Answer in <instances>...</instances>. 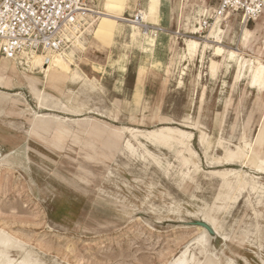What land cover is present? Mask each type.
Segmentation results:
<instances>
[{
	"label": "bare ground",
	"instance_id": "6f19581e",
	"mask_svg": "<svg viewBox=\"0 0 264 264\" xmlns=\"http://www.w3.org/2000/svg\"><path fill=\"white\" fill-rule=\"evenodd\" d=\"M138 1L141 13L139 24L123 19V14L134 16L137 12L132 9L127 11V0H104L101 9L88 6L76 26L67 25L61 29L60 37L66 46L51 55L47 63L38 54L0 58V99L4 94L9 95L7 103L0 105V112L6 115L20 112L21 117L31 124L28 134L56 151H65L69 141L78 146V159L74 160L78 169L76 177L87 185L92 186L96 180L89 166H107L111 162L108 154H111L112 162L123 152L127 159L137 163L147 155L163 172L167 166L171 184L195 202L201 200L195 193L205 188L197 183L201 166L196 153L188 145L191 136L187 130L173 127V118L170 117L161 118V125L155 126L153 131L141 133L125 124L116 126L90 116L94 113L112 119L117 117L113 116L116 110L92 106L88 96L103 92L96 74L108 73L107 69L92 63V75L89 76L81 66L87 58V46L92 45L94 39L111 38L112 48L117 44L116 37L121 36L126 39L121 44L124 49H139L152 59L151 68L162 72L164 84L160 93L168 88L174 77L178 87L189 89L184 84V77L186 69L191 67L197 69V73L190 78V88L200 86V69L204 68L211 84L222 79L225 82L231 80L232 94L239 95V100L234 102L232 99V103L234 106L240 104V116L229 129H225L229 133L227 139L214 140L213 136L199 128L201 142L209 149L207 160H210L214 147L225 150L218 160L215 159L220 161L222 169L214 172L223 182L208 190L215 191L213 202L204 201L203 206L192 215L200 226L197 228L198 236L169 264H239L237 259L242 258L241 250H245L247 244L251 245L252 238L258 243L254 255L260 264H264V17L256 19L252 28L243 25L238 29V22L230 16H215V8L209 0H181L177 11L178 30L171 33L155 27L162 20V10L168 12L172 21L168 0ZM206 20L213 22L208 29L203 27ZM163 35L170 37L165 63L155 59V50ZM180 39L184 49L179 45ZM221 50L222 59L218 61L213 56L220 55ZM108 58L109 65L106 66L114 73L120 68L121 57L113 58L110 51ZM126 61L129 63V57ZM180 66L183 68L180 69ZM144 75L139 67L138 82H143ZM22 90L32 93L39 102V109L47 113L39 115L28 104L23 109L18 108L16 98L10 92ZM138 96L136 101L140 100L141 96ZM125 111L122 110L123 113ZM74 115L77 117H69ZM150 121L156 124L154 116L150 117ZM195 122L196 118L188 116L184 117L183 125L193 130ZM214 124L217 131V119ZM254 127L259 128L256 136L253 135ZM88 143L92 144L90 149L87 148ZM168 155L171 159L167 158ZM25 157L30 161L28 156ZM3 160L8 165L13 164L7 161V157ZM13 165L26 169L23 161ZM176 170L180 176L178 181L170 176ZM248 171H253V175ZM111 174L114 179V173ZM103 179L106 181L105 175ZM159 185L162 187L163 183ZM100 194L116 201L117 209L124 208L123 216H132L135 209L124 206L125 199L103 190ZM159 194L166 196L160 190ZM152 195L153 192L148 193L142 205H150ZM242 205L245 210L243 217L236 220L235 214ZM172 206L170 213L182 212L176 202ZM209 227L230 244H226L230 256L213 250ZM237 229L239 234L235 232ZM230 231H233L232 236L228 233ZM0 264L47 263L32 246H27V243L0 227ZM245 264L251 263L245 259Z\"/></svg>",
	"mask_w": 264,
	"mask_h": 264
},
{
	"label": "rangeland",
	"instance_id": "374dc122",
	"mask_svg": "<svg viewBox=\"0 0 264 264\" xmlns=\"http://www.w3.org/2000/svg\"><path fill=\"white\" fill-rule=\"evenodd\" d=\"M103 1L89 0V6L94 5L101 9ZM131 2L129 5L139 3L138 0ZM178 4L179 0H169V7L174 9L175 19ZM263 17L264 14L258 19ZM231 19L238 22V29L243 25L252 28L255 24V21L243 23L238 16ZM162 27L169 29L164 24ZM170 30L175 29L171 27ZM162 37L165 39L160 40L157 45L155 59H161L165 63L170 37ZM116 41V46L112 48L111 45L98 48L97 43L100 41L94 39L93 46H87V58L81 67L89 76L92 75V63L108 71L96 74L103 86V92L88 95L92 106L100 109L112 108L116 98L127 99L132 102V110L124 107L125 117L120 119L94 113L90 116L116 126L125 124L126 127L135 128L141 133L153 131L155 126H160L163 117L173 118V127L185 128L191 136L188 145L196 153L201 166L197 183L205 189L195 193L201 200L192 201L171 184L168 167L166 166L163 172L145 152L143 153L146 157L139 163L127 159L122 152L113 162L111 154H108L111 162H108L107 166L88 165L96 180L92 186L87 185L76 177L78 169L74 160L78 159V146L69 141L65 151H56L28 134L31 124L21 117L20 112L7 115L0 112V227L41 253L47 264H169L198 236L197 228L200 226L192 215L203 206L204 201L209 204L213 202L215 191L208 190L220 186L223 182L214 172L221 171L220 161L217 160L225 150L214 147L210 160H207L209 149L201 142L199 128L213 136L214 140L227 139L229 133L225 129H229L240 116V104L234 106L232 103V99L234 102L239 100L238 93L232 94V81L225 82L222 79L211 84L204 68L200 69V86L190 89V78L193 73H197V69L191 67L186 69L187 74L184 77V84L189 89L178 87L174 77L168 88L162 91L165 95L161 99L162 72H153L152 59L146 58L139 49H124L121 44L126 39L123 37H116ZM179 45L182 49L185 48L181 39ZM237 45L236 43L235 46ZM95 50L103 54L96 53ZM110 51L113 58H118L119 55L121 57V67L114 73L107 67ZM126 54L129 57L128 69L122 65V62L127 60ZM213 57L221 60L222 50L220 55ZM139 67L140 72L144 71L145 75L143 82L136 85ZM182 68L180 66V69ZM147 80L149 85L144 93L143 87ZM10 93L15 96L18 108L23 109L28 104L39 115L47 113L39 109L38 100L29 91ZM137 94L138 97L141 96L143 105H149L145 122L138 119L141 110L139 101L135 100ZM8 96L4 94L0 105L7 103ZM153 116L156 121L154 125L150 121ZM188 116L196 118V127L193 130L183 125L184 117ZM69 117L76 118L77 115ZM215 119L217 131L214 130ZM258 130V127H254L253 135L259 134ZM90 145L92 144L88 143V149L91 148ZM156 154L163 157L158 151ZM25 156H28L30 161ZM6 157L7 161L13 164L23 161L26 169L8 165L3 160ZM167 158L171 159L169 155ZM112 172L114 179L111 178ZM173 173L171 178L180 180L177 170ZM249 174L253 175V171ZM104 175L106 181L103 179ZM160 182L163 183L162 187ZM100 190L125 199L124 206L135 209L132 216H123L124 208L117 209V202L111 197L101 195ZM159 190L166 196H161ZM150 192H153L151 204L142 205V200ZM174 202L180 205V214L169 212ZM244 211L242 205L234 218L242 219ZM209 228L213 250L219 254L225 252L230 256L226 247V244H230L212 227ZM235 232L239 234L240 231L237 229ZM228 233L232 236L233 231ZM250 244H247L245 250H241L242 258L237 259L239 264H245V259L251 264H260L254 255L258 243L252 238Z\"/></svg>",
	"mask_w": 264,
	"mask_h": 264
},
{
	"label": "built area",
	"instance_id": "2783aa9c",
	"mask_svg": "<svg viewBox=\"0 0 264 264\" xmlns=\"http://www.w3.org/2000/svg\"><path fill=\"white\" fill-rule=\"evenodd\" d=\"M215 16H238L243 23L255 21L264 14V0H209ZM89 0H0V58L21 54L50 56L65 48L60 31L76 26L88 9ZM125 22L139 24L141 13L123 15ZM212 20L203 22L208 29ZM147 29L146 26H144Z\"/></svg>",
	"mask_w": 264,
	"mask_h": 264
},
{
	"label": "crops",
	"instance_id": "0c3cea01",
	"mask_svg": "<svg viewBox=\"0 0 264 264\" xmlns=\"http://www.w3.org/2000/svg\"><path fill=\"white\" fill-rule=\"evenodd\" d=\"M131 1H133V0H127V11H129L130 9H132L133 11H137V10H139L140 8L138 7V5H129L130 3H132ZM155 1H157V0H155ZM168 3H169V0H168ZM180 5H181V0H179V4H178V8L177 9H179V7H180ZM173 8L171 7H168V11H169V13H170V17L172 18V22H171V20L169 19V16H168V14H167V11L166 10H162V20H161V22L159 23V24H157L155 27H157V28H163L162 27V24H164V25H166L167 26V28H169V29H166V28H164V29H166L167 31H169V32H171V33H173V32H175V31H177L178 30V26H179V20H178V17L176 16V19H175V17H174V15H173ZM165 11V12H164ZM126 14V13H125ZM124 15V14H123ZM166 19V20H165ZM164 21V22H163ZM170 22V23H169ZM175 22L177 23V24H175ZM172 24H173V26H172ZM171 27H173V29H175V30H170V28ZM162 39H165V38H163L162 37ZM101 42L100 43H97V45H98V48H100L101 46H103V47H106L107 45H111V38H105V37H103V38H101V40H100ZM93 46V45H92ZM108 50V49H107ZM96 51V53H100L101 55L103 54L102 52H100L99 50H95ZM167 53V52H166ZM126 58L128 59V55L126 54ZM146 58H148V56H146ZM124 64V66L125 67H127V69H128V63H127V61L125 62H122V65ZM120 67H121V64H120ZM159 70H156V69H153V72L154 73H157ZM138 78H139V70H138V74H137V77H136V81H135V83H136V85L138 84ZM163 84H164V79H163ZM190 84V83H189ZM139 85V84H138ZM148 85H149V82H148V80L146 81V83H145V85H144V87H143V91H144V93H145V91H146V89H147V87H148ZM190 89H192V88H190ZM163 95H165V94H161V99H162V97H163ZM142 99H141V97H140V100H139V108H140V110H141V116H142V118H141V116L140 117H138V119L139 120H141V122H145V119H146V117H147V114H148V112H147V107H149V105H146V104H142ZM121 104V105H120ZM131 106H132V102L131 101H129V100H127V99H115L114 101H113V103H112V110H116V112L113 114V116L115 115V116H117L116 118H114V119H120V118H122V117H125V113H123L122 112V110H123V108L124 107H126V108H128V109H131ZM132 110V109H131ZM129 118H128V120H130V116H128Z\"/></svg>",
	"mask_w": 264,
	"mask_h": 264
}]
</instances>
